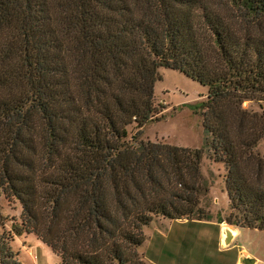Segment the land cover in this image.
Here are the masks:
<instances>
[{
  "label": "trees",
  "instance_id": "obj_1",
  "mask_svg": "<svg viewBox=\"0 0 264 264\" xmlns=\"http://www.w3.org/2000/svg\"><path fill=\"white\" fill-rule=\"evenodd\" d=\"M161 69L209 88L202 149L143 138ZM263 104L264 0H0V194L22 206L0 264L24 233L61 264H149L155 219L223 222L205 157L225 221L264 232Z\"/></svg>",
  "mask_w": 264,
  "mask_h": 264
},
{
  "label": "rangeland",
  "instance_id": "obj_2",
  "mask_svg": "<svg viewBox=\"0 0 264 264\" xmlns=\"http://www.w3.org/2000/svg\"><path fill=\"white\" fill-rule=\"evenodd\" d=\"M237 28V27H235ZM161 80L155 87V104L160 119L150 122L143 130V138L152 143H164L171 146L202 149L205 144V110L209 88L190 79L179 71L161 69ZM243 107L261 111L260 104L246 102ZM264 107V104H263ZM132 134L136 131L131 130ZM264 155V141L259 145ZM203 171L206 176L212 171L216 174L214 186L210 190L209 200L204 206L215 218H227L230 213V201L226 190L225 167L205 157ZM0 212L9 229L22 222V206L16 199H6L0 194ZM146 241L139 249L140 258L149 264H187L188 255L208 251L216 253L212 239L215 234L211 224H190L174 222L168 219H155L144 230ZM206 238V239H205ZM261 252L264 250L257 240L248 238ZM15 249L20 252L22 264H61V257L45 245L36 234L24 233L17 236ZM190 264H204L192 260Z\"/></svg>",
  "mask_w": 264,
  "mask_h": 264
},
{
  "label": "crops",
  "instance_id": "obj_3",
  "mask_svg": "<svg viewBox=\"0 0 264 264\" xmlns=\"http://www.w3.org/2000/svg\"><path fill=\"white\" fill-rule=\"evenodd\" d=\"M223 219V222L217 220L213 222L189 220L174 221L190 224H211L213 226L215 236L211 240V243L215 245L217 249L215 250L216 253L203 250L193 255L189 254L188 257L184 258L186 260L185 262L190 264L192 260H200L204 264H241L242 258H250L255 261V264H264V252H261L259 248L253 244H248V238L257 240L264 250V232L238 228L228 224L225 221L226 218ZM226 227L230 228L234 233V237L229 246L226 245V237L224 235V229Z\"/></svg>",
  "mask_w": 264,
  "mask_h": 264
},
{
  "label": "water",
  "instance_id": "obj_4",
  "mask_svg": "<svg viewBox=\"0 0 264 264\" xmlns=\"http://www.w3.org/2000/svg\"><path fill=\"white\" fill-rule=\"evenodd\" d=\"M227 224V223H225ZM224 235L226 237V245H230L232 238L234 237V233L232 232V230L228 227H226L224 229ZM232 235V236H229ZM241 264H255V261L250 259V258H242V263Z\"/></svg>",
  "mask_w": 264,
  "mask_h": 264
},
{
  "label": "bare ground",
  "instance_id": "obj_5",
  "mask_svg": "<svg viewBox=\"0 0 264 264\" xmlns=\"http://www.w3.org/2000/svg\"><path fill=\"white\" fill-rule=\"evenodd\" d=\"M229 236H232V235H229Z\"/></svg>",
  "mask_w": 264,
  "mask_h": 264
}]
</instances>
